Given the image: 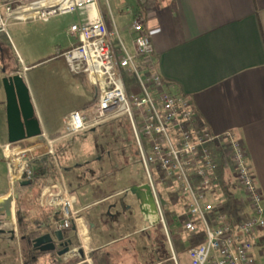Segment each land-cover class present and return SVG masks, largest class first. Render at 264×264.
<instances>
[{
  "label": "crops",
  "instance_id": "crops-1",
  "mask_svg": "<svg viewBox=\"0 0 264 264\" xmlns=\"http://www.w3.org/2000/svg\"><path fill=\"white\" fill-rule=\"evenodd\" d=\"M95 10L109 32L117 37L116 42L109 41L117 61L122 56L120 50L134 55L132 24L135 19L141 21L153 46L157 72L170 83L168 87L171 90L183 94L191 102L198 120L212 135L225 132L235 135L243 145L247 165L264 198V0H95ZM71 14L76 15L65 20L62 31L50 26L52 21ZM71 14L46 22L12 23L8 27L27 28L31 24H40V27L30 29L28 47L21 40H18V45L8 42L11 51L4 54L0 46L1 56L5 55L8 61L3 66L0 58V195L9 193L11 188L13 190L9 159L1 148L9 143L6 97L2 85L4 76L19 74L27 82L34 114L43 135L14 143L11 147L27 151L33 160L50 155V150L54 154L58 147H65L64 140L70 139L66 136V129L62 132L53 130L43 122V116L54 119L63 116L66 120L72 111L88 114L94 102L95 92L88 89L91 85L86 77L72 73L61 55L78 44L77 37L69 33V28L85 17L79 12ZM41 67L50 75L45 89H40L33 77L26 80L29 69ZM73 90L76 102L71 104ZM74 145L76 152L77 143ZM69 153L67 151L65 156ZM212 154L217 168L210 199L220 212L236 220L246 217L249 204L225 141L215 144ZM125 168L112 170L106 176ZM129 179V183L114 192L100 191L102 195L90 202L75 196L74 191L71 195L75 199L77 218L64 236L72 239L71 248L77 251L63 256L55 252L52 257L40 258L38 264H50L51 258L60 263L78 258L76 264L89 261L91 264H162L166 260L185 264L183 255L190 264L187 250L201 241V235L194 236L185 229L183 232L186 233H183L180 229L178 234H171L173 244L169 242L166 247L164 239H168L169 234L162 214L140 207L139 201L130 193L125 199L127 208L123 212L118 206L109 208L127 188L145 184V178L135 173ZM236 185L240 188L239 196L244 205L233 194ZM220 187L227 191L221 199L215 193ZM77 189L80 191V187ZM37 202L35 216L40 219L47 208L39 204L38 198ZM239 206L241 211L238 215ZM90 208L93 210L89 211ZM100 214L105 215L104 219L99 217ZM2 215L5 216L2 221L9 220L8 228L0 222L2 257L7 253L5 250L9 251L4 242L12 241L17 248L18 264H22L15 202L8 210L0 207V217ZM88 215L98 218L89 222ZM160 216L164 225L159 220ZM183 235L188 237L182 243ZM187 244L190 245L188 248ZM4 258L0 264H16ZM129 258L131 262H128Z\"/></svg>",
  "mask_w": 264,
  "mask_h": 264
},
{
  "label": "built area",
  "instance_id": "built-area-1",
  "mask_svg": "<svg viewBox=\"0 0 264 264\" xmlns=\"http://www.w3.org/2000/svg\"><path fill=\"white\" fill-rule=\"evenodd\" d=\"M75 12L85 15L69 28L78 44L61 55L69 70L84 75L95 93L88 114L69 113L65 120L66 136H77L113 120L125 119L145 184L150 186L157 205L154 172L172 180L187 197L183 229L198 234L196 221L202 223L201 241L187 250L190 264H264V198L247 165L243 145L231 132L212 135L198 120L191 102L168 87L157 72L152 43L139 19L132 24L134 55L120 50L122 56L118 61L109 42H116L117 37L97 15L95 0H0V34H7L12 23L46 22ZM126 75L136 79L137 92L126 88ZM220 141H225L230 150L249 204V214L239 220L220 212L210 199L217 168L212 147ZM11 145L1 147L9 159L11 184L29 181L33 177V158ZM49 154L54 158L52 150ZM56 168L58 179L47 181L38 201L52 212L53 230L65 233L76 220L77 212L62 170L57 165ZM159 220L164 225L161 216Z\"/></svg>",
  "mask_w": 264,
  "mask_h": 264
},
{
  "label": "rangeland",
  "instance_id": "rangeland-1",
  "mask_svg": "<svg viewBox=\"0 0 264 264\" xmlns=\"http://www.w3.org/2000/svg\"><path fill=\"white\" fill-rule=\"evenodd\" d=\"M75 15L76 14H71V15H67V16L58 18V19H56V21L55 20L52 21L50 23L51 24L50 26L54 27V29L56 31L60 32L64 29L65 20L70 19ZM39 25L40 24H33V25L31 24L30 26L27 25L28 26L27 28H24V27L23 28H21V27L20 28L8 27L7 35H5L3 33L0 34V46L3 50V53L4 54L10 53V51H11L9 46H8V42L10 44L12 42V43H15L16 45H18V40H21L23 42H26V46L28 47L30 45V42H29V31H30V29L40 27ZM0 58L3 60V66L8 63V61L5 59V55L3 57V55L1 56V54H0ZM70 74H72V73L70 72ZM48 75H49V73L46 74L44 67H41L39 69H32L31 68V69H29V71L27 73L26 80L33 77V78L37 79V82H38L40 89H45L46 85H49V78L50 77H48ZM24 82H25V85L28 89L27 82L25 80H24ZM124 83H125L126 88L128 90H130L132 92L138 91V85L136 84V79L133 76L132 77L127 76V75L124 76ZM88 89L95 92V90L92 86H88ZM81 93L82 92H80V95H81ZM75 95H76L75 90H73L72 94H71L72 98L70 100L71 104L76 102ZM41 118H42V116H41ZM42 120H43V122H46L47 126L51 127L53 130H57L58 132L65 131V129H66L65 128L66 127L65 118L63 116L56 117L55 119L53 117H48V116H46L44 118V116H43ZM97 128L98 129L96 130L97 131L96 133H99L101 135H107V134H110L112 132L110 122H108L107 124L101 125L100 127H97ZM82 141L77 140V142H75V143H77L76 152H75V145H73V148L70 151L71 153L67 154L64 157V161H63V167H64L63 171H65V172L62 173V175H63V178H64L65 183L67 185V188L70 190L69 192L71 194H73V192L75 191L76 192L75 196L80 197L82 199H85L86 202H90L94 198H97V196L102 195V193L100 191L106 192V193H111V192H114V190L121 188L122 185L129 183V180H130L129 178L134 173L136 175L140 176L141 178H145L144 171L141 169L137 157L136 158L131 157V159H127L126 163H123V164L120 163V165H119V167H121V168H125V166L129 165L130 166L129 168H125L119 172L111 173L110 175L104 177V175L106 173H110V171H112L111 170L112 168H110V166L107 162L104 165L103 173L99 172L97 169V165L95 163H91L89 161V159L92 157V155L94 153L92 146H91V143H90V140L84 139L83 143H81ZM62 143H63V145L67 146V141L64 140V142H62ZM79 143H81V144H79ZM82 161H84V162L89 161L90 162V164L88 165V168L93 171L92 175L83 174V173L78 172L77 169H74L76 167V164L78 162H82ZM30 166H31V164H30ZM113 170H115V169H113ZM136 170H137V172H136ZM77 176H78V178H77ZM153 176H154L155 186H156V190H157V194H158V200H159V203L157 205L158 209H159L158 212L160 214H162V216L164 218V222L166 224L167 232L169 234V238L164 239V241H165L164 243H165L166 247H168L169 242H171L173 244V237L171 236V234L172 233L178 234L180 229L183 232V225H184V222L186 220L187 197L180 190V187L178 185H176L172 180L165 178L163 175H161L158 172H154ZM0 181H2L1 178H0ZM19 182H21V181H16L12 184L14 193H15V187H16L17 183H19ZM77 187H80V191H78L79 189H77ZM234 191L235 192L233 194L236 195V198H239V202L241 204H243L244 200L241 199L239 196L240 188L237 185H236ZM10 192H12V188H11ZM226 192H224L223 189L220 187V188H218V190H216L215 193L217 194L219 199H221V198H223V196H225L227 194ZM38 197H39V195H38ZM221 204L225 205L224 203H221ZM229 205L230 204H228L227 206H229ZM240 207L241 206H239V208L237 209V212H236L237 214L240 213V211H241ZM45 208H47V207H45ZM223 209H224V207H223ZM91 210H93V208L89 209V211H91ZM3 217L5 218L4 215H2L0 217V222H2V226L8 228L9 220L2 221ZM99 217L104 219L105 215L103 216V214H100ZM87 218H88V221L90 222V221H93V219H97L98 216L90 218V216L88 215ZM207 221H208V223L210 222L209 220H207ZM196 225H197L198 231H199L198 234L202 236V234H203L202 223H200L199 221H196ZM198 234H195L194 236H198ZM187 237L188 236L183 235L181 242L183 243V241L185 239H187ZM4 245H6L5 247H9V251L5 250L7 253L4 254L5 255L4 257H6V259L10 260L11 262L18 264L17 248H16V245L14 244V242L5 241ZM189 246L190 245L187 244L186 248H188ZM3 250L4 249H0V261L2 259H5L4 257H2L3 256L2 255ZM76 259H78V258H76ZM82 260L84 261L85 258H83ZM91 260L94 261V258L92 257ZM183 261L185 262V264H188L187 258L185 255H183ZM128 262H131L130 258L128 259ZM85 264H91V261H89L88 263H85Z\"/></svg>",
  "mask_w": 264,
  "mask_h": 264
},
{
  "label": "water",
  "instance_id": "water-1",
  "mask_svg": "<svg viewBox=\"0 0 264 264\" xmlns=\"http://www.w3.org/2000/svg\"><path fill=\"white\" fill-rule=\"evenodd\" d=\"M2 85L6 97V117L8 129V141L14 144L23 140L37 138L43 135L40 124L35 117L33 105L28 89L22 75H7L2 78ZM27 185L28 181L19 182ZM139 201L140 207H149L152 211L158 212V206L148 184L133 185L125 190ZM17 194L13 192L0 195V207L8 210L15 202ZM14 236V234H13ZM63 246V249L56 252V244ZM33 248L42 252H56L58 256H63L71 251L72 242L66 240L64 232L53 230L37 237L33 241Z\"/></svg>",
  "mask_w": 264,
  "mask_h": 264
},
{
  "label": "trees",
  "instance_id": "trees-1",
  "mask_svg": "<svg viewBox=\"0 0 264 264\" xmlns=\"http://www.w3.org/2000/svg\"><path fill=\"white\" fill-rule=\"evenodd\" d=\"M164 82L170 85V83L165 80ZM135 153L138 158L136 148ZM56 165L61 170L64 169L63 160L60 158L57 150L54 151V158L51 155H42L31 162L33 177L28 181V184L21 185L17 183L15 187V193L17 194V198L15 199V218L22 264H38L40 258L49 255L52 257L55 253L42 252L37 248H33L32 245L37 237L51 231L54 217H52L50 209H44V216L38 219L35 216V208L38 206L37 198L42 187L48 180H57ZM50 262V264H76L79 260L74 259L66 263H60L55 258H51ZM162 264H173V262L171 260H166Z\"/></svg>",
  "mask_w": 264,
  "mask_h": 264
},
{
  "label": "flooded vegetation",
  "instance_id": "flooded-vegetation-1",
  "mask_svg": "<svg viewBox=\"0 0 264 264\" xmlns=\"http://www.w3.org/2000/svg\"><path fill=\"white\" fill-rule=\"evenodd\" d=\"M110 126L112 132L107 135L96 133V130L98 129L96 127L85 131L80 135H77V137L71 136L70 139L67 140V146L60 149L59 147L57 148L60 158L63 160V158L65 157V153H67V151H71L74 143L77 142V140L84 141V139H88L90 140L94 152L89 161L97 165V169L99 172L103 173L104 165L107 162L110 168H112L111 170L121 168L119 167L120 163H126L127 159H131V157L136 158L134 141L130 129L124 119L113 120L110 122ZM89 161L78 162L74 169H77L80 173L92 175L93 171L88 168V165L90 164ZM107 174L108 173H106L104 177ZM127 196V192L122 193V195L117 198L116 203H114V205L110 206L109 208L118 206L119 211L123 212L127 208L125 204V199L127 198ZM146 209L151 210V208L149 207H146ZM65 239L73 242L72 239H69L67 237H65ZM61 249H63V246L61 247L59 243L56 244V252Z\"/></svg>",
  "mask_w": 264,
  "mask_h": 264
}]
</instances>
